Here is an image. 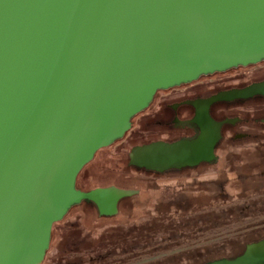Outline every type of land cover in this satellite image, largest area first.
<instances>
[{
  "label": "water",
  "instance_id": "1",
  "mask_svg": "<svg viewBox=\"0 0 264 264\" xmlns=\"http://www.w3.org/2000/svg\"><path fill=\"white\" fill-rule=\"evenodd\" d=\"M264 62V0H0V264H42L55 224L82 202L118 214L135 194L76 188L156 94ZM264 96V82L196 102L194 141L132 149L147 171L213 162L215 102ZM264 264V242L233 260Z\"/></svg>",
  "mask_w": 264,
  "mask_h": 264
},
{
  "label": "rangeland",
  "instance_id": "2",
  "mask_svg": "<svg viewBox=\"0 0 264 264\" xmlns=\"http://www.w3.org/2000/svg\"><path fill=\"white\" fill-rule=\"evenodd\" d=\"M263 67L264 63L257 67L248 66L223 76L209 79L202 77L193 83L158 92L149 108L133 120L131 130L112 146L99 151L77 178L76 188L81 191L116 187L135 194L121 202L119 214L114 218H101L87 201L70 210L65 218L54 226L50 250L42 264L64 263L73 252V248H66L67 241L73 238L74 234L79 236L80 233L79 239L91 241L92 245L87 248V242L82 243L79 246L85 249L73 252V260H78L77 257L83 258L84 262L77 264H170L171 261L166 259L175 256L180 258L181 263L186 264L198 259V256H187L196 250L203 253L208 250V253L212 252L210 255L204 254L203 259L229 255L231 247L226 245L225 248H220V245L225 244V239L234 235L236 228L229 216L220 217L213 212L233 204H230L231 201L221 204L220 199H215L221 194L238 193L234 189L238 184L235 182L238 181L229 179L231 174L227 175L228 178H222L224 174H221L219 169L207 166L154 175L129 168L127 161L132 148L141 140L139 133H145V136H142L147 137V140L160 137V128L156 129L155 123L158 117H163L157 113L164 110V104L184 99L204 85L216 83L234 86L249 82L253 79V74ZM155 131L157 133H154ZM168 134L164 133L162 138H166ZM186 207L192 209L187 213ZM198 213L201 215L193 216ZM188 222H199L205 230L204 233L201 232L203 235L199 238L197 234L193 236L191 228L187 226ZM75 229L79 232H74ZM130 230L149 232L151 236L129 235L125 237L129 241L139 240L145 244L146 240H150L152 244L123 253L121 248H125L127 244L121 242L119 253L114 257L109 260L97 259V248L104 251L111 249L112 243L109 242L122 240L123 233L127 235L125 232ZM122 231L125 232L121 233Z\"/></svg>",
  "mask_w": 264,
  "mask_h": 264
},
{
  "label": "flooded vegetation",
  "instance_id": "3",
  "mask_svg": "<svg viewBox=\"0 0 264 264\" xmlns=\"http://www.w3.org/2000/svg\"><path fill=\"white\" fill-rule=\"evenodd\" d=\"M260 64L253 65V67H257ZM241 68L245 67L234 68L222 73H214L203 78L209 79L218 77L219 75L223 76L226 75V73L239 71ZM262 82H264V67L255 72L253 74V79L249 82L234 86H222L216 83L214 85H204L194 93L188 94L184 99L174 101L170 104H164V110H162L161 113H157L158 116L163 117H158L155 123L156 129L157 127L160 128L158 133L160 137H151V139L147 140V137H144L145 133H139L138 136L141 140H139L132 149L158 142L175 144L181 141H194L201 134L200 127L194 122L199 111L194 103L209 100L222 93L245 90L252 85ZM208 114L210 118L219 125L220 134V139L214 149L216 159L213 162H200L193 167L185 166L180 169H170L165 172L147 171L130 165V154L127 162L129 168L154 175L195 170L207 166H215V168L219 169L220 173L224 174L222 178H228L227 175L231 174L229 179L234 178V180L238 181L235 182L238 183L237 186H234V189L238 191V193H236V195L221 194L215 197V199H220L221 204H226L227 202L223 201V199L229 198L231 201L230 204H233L225 208H219L213 213L220 217L229 216L232 225L234 224L236 228L234 235L231 236L230 239H225V244L220 245V247H225L226 245L231 247L234 254H236L230 259L233 260L242 256L249 247L264 242V96L255 95L249 98L218 101L208 108ZM154 133H157V131ZM154 133L152 134L155 135ZM164 133H169L166 138H162ZM125 199L126 198L119 201L118 214L120 211V204ZM202 201L203 200H201V204ZM88 203L91 204L97 210L98 215L101 216L97 207L91 202ZM185 209L189 211L192 208L186 207ZM200 215L201 214L198 213L193 216ZM116 216L106 218H114ZM199 222H194L192 224L191 222L187 223V226L191 228V234L193 236L197 234V238L200 237L202 234L201 232H205L203 229L204 227L201 226ZM132 231L133 230L128 232L122 231L121 233H128L127 235L123 233L124 236H121L122 240L110 241L109 243H112V246L111 249L106 250L107 252L101 250L102 248H97L99 249V251L96 252L97 259L109 260L110 257H114V255L119 253V244H121V242L127 244L125 248H121L123 253L127 251H136L152 244L150 240H146L144 242L145 244L141 243L139 240L129 241L125 238L129 235L151 236L149 232L143 233L139 230L135 232ZM74 232L79 231L75 229ZM79 236H81V233ZM79 236L74 234L73 238L67 241L66 248L69 249L71 247L73 248V252H78V247H81L79 245L87 242V240L79 239ZM254 239L258 240L255 241ZM90 242L91 241H88L85 247H90L92 245ZM102 245L104 246L106 244ZM73 252H71V257L66 258V261L60 264H77L84 262L82 257H77L78 260H73ZM200 257L201 256H199L198 259L196 258L195 261H200L202 259ZM169 259L170 258H167L166 260ZM90 260L92 261L93 259Z\"/></svg>",
  "mask_w": 264,
  "mask_h": 264
},
{
  "label": "trees",
  "instance_id": "4",
  "mask_svg": "<svg viewBox=\"0 0 264 264\" xmlns=\"http://www.w3.org/2000/svg\"><path fill=\"white\" fill-rule=\"evenodd\" d=\"M203 77H205V76H203ZM202 78V77H201ZM223 201H225V202H228V201H230V199L229 198H227V199H223ZM191 210V209H190ZM189 210V211H190ZM189 211H187V213L189 212ZM193 211H196V210H193ZM198 211V210H197ZM192 214V213H191ZM101 217V216H100ZM101 218H105L106 219V217H101ZM108 219V218H107ZM56 225V224H55ZM53 236V235H52ZM82 240H85V239H82ZM255 241H257L258 239H254ZM226 247V246H225ZM225 247H223V248H225ZM79 249L77 250L78 252L79 251H81V250H83V249H85V248H82V247H78ZM220 248H222V247H220ZM231 249V248H230ZM208 252H209V250H208ZM203 253V252H201V251H199V250H196V251H194V252H192V253H190V254H188L187 256L189 257V258H193V257H196V256H198V258H199V256H201L200 258H204V254H207V255H210V254H212V252H210V253ZM236 254H234V252L232 251V249H231V251H230V254L229 255H227V256H223V257H217V258H214V257H206L205 259H203V261H195V262H188V263H186V264H205V263H207V262H211V261H215V260H219V259H224V258H227V259H231V258H233L234 256H235ZM170 261H171V263L170 264H184V263H181V261H180V258H177L176 256L175 257H172V258H170L169 259Z\"/></svg>",
  "mask_w": 264,
  "mask_h": 264
}]
</instances>
